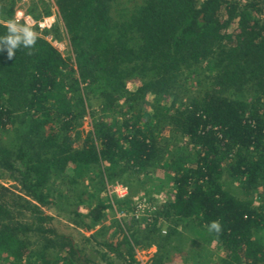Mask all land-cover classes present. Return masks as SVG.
I'll use <instances>...</instances> for the list:
<instances>
[{"label": "trees", "instance_id": "obj_1", "mask_svg": "<svg viewBox=\"0 0 264 264\" xmlns=\"http://www.w3.org/2000/svg\"><path fill=\"white\" fill-rule=\"evenodd\" d=\"M263 1L53 0L69 56L39 35L11 60L0 51V134L16 137L0 139V167L23 191L10 202L0 185V264H142L139 243L156 246L149 264H162L167 242L188 223L223 248L214 264H264ZM14 2L0 0L9 4L0 11ZM190 79L200 88L186 94L182 82ZM86 113L91 128L83 134ZM69 165L94 168L102 184L159 167L171 196L141 224L116 219L121 235L98 227L94 255L90 238L79 246L45 226L52 216L43 207L64 205L51 181L69 178ZM225 174L259 202L228 191ZM111 206L98 199L74 213L92 228ZM213 220L222 225L218 236L208 231ZM28 233L40 238L34 247Z\"/></svg>", "mask_w": 264, "mask_h": 264}, {"label": "rangeland", "instance_id": "obj_2", "mask_svg": "<svg viewBox=\"0 0 264 264\" xmlns=\"http://www.w3.org/2000/svg\"><path fill=\"white\" fill-rule=\"evenodd\" d=\"M0 4L4 7H9V4ZM47 10L54 15L55 22L48 29H40L32 22ZM57 14V8L53 0H15L11 12L6 14L0 11V21L5 24L10 19H15L20 23L28 22L32 25L37 35L47 39L67 57L71 54V45L60 17ZM260 18L264 19V1L260 11ZM182 84L183 90H187L186 94L193 93L196 89L200 88V84H195L193 79L184 81ZM90 123V115L86 113L79 127L83 134L91 128ZM0 139L5 143L12 144L16 140L15 133L13 130L2 133L0 134ZM94 172V168L81 167L75 169L72 165H69L66 169L69 178L57 177L51 181L55 196L58 200L64 201V205L59 208L43 207V210L52 216V219L46 222L45 226L53 227L56 231L73 237L79 246L83 245V237L90 238L98 227H103L102 232L106 235L119 233L120 230H118L116 219H135L138 224L144 222L145 219H151L165 200L171 196L167 176L159 167L151 168V176L150 174H141L138 177L124 173L122 176L109 179L105 184L97 182ZM222 183L228 191L237 197L250 199L255 203L259 202V196L255 192L252 190H242L239 183L226 174L222 178ZM0 185L9 190V193H4V195L5 199L10 202L14 200L13 196L23 194L19 183L14 180V174H10L9 171L1 167ZM1 194L0 192V198L3 199L4 196ZM98 199L105 202L110 201L112 206L107 209L103 217L104 221L101 224L96 225V227L86 228L84 224L86 218L75 214L74 211H86L87 207L94 204ZM19 209L20 207L18 206H12L11 211L17 219L30 222V215L24 211L20 212ZM130 222L126 221L127 224L125 226ZM160 227L161 233L165 234L168 229L167 223L162 222ZM119 234L121 235V233ZM260 234L264 240V230ZM27 235V238L34 243L33 247L40 240L35 233H28ZM171 237L172 240L167 242L166 255L163 257L162 264H214L224 254L223 248L209 236L208 232L193 223L180 225L178 232ZM86 248L91 250L95 255L94 250L101 247L95 246L94 240L90 238ZM156 250L157 247L154 245L145 246L143 243H139L135 249V256L142 264H149L152 262V257ZM114 261L117 262L116 259ZM98 262L99 264H106L101 260H98Z\"/></svg>", "mask_w": 264, "mask_h": 264}, {"label": "clouds", "instance_id": "obj_3", "mask_svg": "<svg viewBox=\"0 0 264 264\" xmlns=\"http://www.w3.org/2000/svg\"><path fill=\"white\" fill-rule=\"evenodd\" d=\"M5 26V34L0 35V51H6L10 60L19 49L31 50L35 47L38 36L31 24L28 22L20 23L15 19H10ZM27 54L31 55L32 53L29 51ZM222 230L219 220H213L208 225V231L215 233L217 236L221 234Z\"/></svg>", "mask_w": 264, "mask_h": 264}, {"label": "built area", "instance_id": "obj_4", "mask_svg": "<svg viewBox=\"0 0 264 264\" xmlns=\"http://www.w3.org/2000/svg\"><path fill=\"white\" fill-rule=\"evenodd\" d=\"M54 15L52 13H42L32 23L38 26L40 29H48L54 24Z\"/></svg>", "mask_w": 264, "mask_h": 264}]
</instances>
